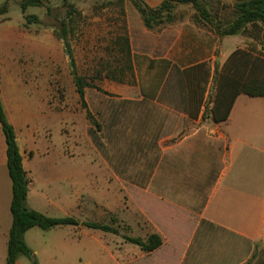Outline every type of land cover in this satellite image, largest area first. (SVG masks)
<instances>
[{
    "label": "crops",
    "instance_id": "1",
    "mask_svg": "<svg viewBox=\"0 0 264 264\" xmlns=\"http://www.w3.org/2000/svg\"><path fill=\"white\" fill-rule=\"evenodd\" d=\"M135 1L155 9L164 0L110 3L126 20L125 33L113 44L125 37L128 45L127 62L113 59L111 65H130V70L121 79L103 77L95 86L96 141L86 132L85 147L73 143L70 132L59 142L42 135L46 117L63 118L71 130L72 111L66 106L30 110L1 98L31 181L26 203L46 215L72 216L73 201L84 191L81 184L73 191V183L92 184L101 196L109 187L110 209L131 236L156 233L161 239L148 252L126 241L110 249L98 229L88 237V229L78 224L88 238L80 264H244L264 251V95L239 91L232 96L228 89L226 116L222 105L219 119L214 110L217 94L225 90L221 73L234 69L248 83L250 69V85L257 86L258 78L262 85L264 45L248 33H218L208 21L196 20L190 3H175L170 18L162 11L157 23L146 26ZM218 1L231 7L249 0ZM237 49L250 60L228 62ZM1 76L4 83L14 79L4 69ZM78 150L80 159L73 156ZM6 174L0 128V264H5L11 224ZM71 230L68 224L46 231L31 227L24 240L38 238L39 246L51 249L76 236ZM38 249L32 251L39 255Z\"/></svg>",
    "mask_w": 264,
    "mask_h": 264
},
{
    "label": "rangeland",
    "instance_id": "2",
    "mask_svg": "<svg viewBox=\"0 0 264 264\" xmlns=\"http://www.w3.org/2000/svg\"><path fill=\"white\" fill-rule=\"evenodd\" d=\"M4 1L0 4V84H3L0 85V100L3 98L6 105L13 107L23 104L30 110L38 108L58 111L66 106L72 111L71 130L63 126V118L46 117L42 135L47 140L55 139L59 142L64 135L68 137L70 132L73 143L85 147L86 132L93 137L92 141H96L100 125L93 108L97 89L95 86L105 77V61L111 67L115 66L111 65L114 53L109 50L114 47L115 36L124 34L126 30L124 14L119 13L117 6L110 4L115 0H43L42 5L28 6L24 12H21L18 0ZM106 2L109 4L106 5ZM235 5L230 7L218 0H196V8L206 16L202 20L218 27L217 30L227 28L239 15ZM215 16L219 20L215 21ZM26 18L29 22H26ZM68 51L76 74L84 76V82L93 85L85 86L86 89L84 87L86 104L92 107L90 112L80 104ZM1 69L14 79L4 83ZM128 72L126 70L122 76H128ZM86 110L90 113V119L86 116ZM81 113L87 120V130L80 124ZM80 152H73V156L80 159ZM6 178L8 180L7 174ZM30 184L31 181L28 186ZM80 184L84 191L82 195L78 192L73 201L71 215L79 221H96L117 228V233L95 230L103 233L107 248H121L120 244L125 241L123 235L133 233L125 229L126 224L119 222L112 213L111 189L108 187L101 196L92 184L84 186L82 183H73V191H79ZM0 197L3 198L2 195ZM79 226L71 225L72 234L76 236L69 241L56 243L51 249L39 246L38 238L27 236L26 244L31 249L41 250L39 255L34 251L37 264H80V258L83 260L87 253L85 241L88 238L85 233H80L81 230L77 229ZM83 227V231L88 229V237L95 236V230ZM32 228L46 231L36 226ZM21 257L19 264H32L26 256ZM246 264H264V251L253 255Z\"/></svg>",
    "mask_w": 264,
    "mask_h": 264
},
{
    "label": "trees",
    "instance_id": "3",
    "mask_svg": "<svg viewBox=\"0 0 264 264\" xmlns=\"http://www.w3.org/2000/svg\"><path fill=\"white\" fill-rule=\"evenodd\" d=\"M175 3H190L192 7L197 10V14L194 11V16L196 20H202L203 12H200L196 8V0H164L157 8L149 9L142 4L135 1L136 7L138 8L142 20L146 26H152V24L158 22V18L162 11H166V18L171 17V10ZM4 3L3 5H5ZM43 4V0H18V5L21 12H24L28 6H40ZM239 15L231 21L229 26L225 29H219L216 27V30L220 34H229L240 31L245 34L248 33L258 40L262 41L264 45V0H249L246 2L237 3ZM36 18V17H34ZM26 22L29 20L26 18ZM110 52L115 51V54L120 52L121 55H114V61L128 60V45L125 37H117L114 41V47L110 48ZM70 57V67L71 74L73 77V82L75 85V90L78 94V98L82 107L86 108V103L84 101V87L93 86L84 82V76L76 74V71L73 66V61L71 54L68 51ZM233 59H241V61L250 60V56L247 53L242 52L240 49L235 50L229 56V61ZM259 63V61H258ZM263 69H264V59H262ZM106 72L104 74L107 78L121 79L122 75L126 70H130V65H115L110 66V63L105 61L104 63ZM253 74L250 72V69L247 72V77L249 81L245 83L243 77L240 79V76L233 71H227L221 73V82L223 80V85L225 90L219 91L216 97L215 106V119H219L218 108L222 105L226 111L224 112L223 118L226 116L227 110L229 108L228 103V92L230 89L234 91L232 96L239 91H244L248 94H261L264 95V74L262 77V85L259 84L260 80L258 78V85L255 86L251 84V76ZM253 81L252 83H254ZM86 116L90 119V113L86 110ZM97 126V125H96ZM0 128L2 130L4 140H5V154H6V167L7 173L10 179L11 184V199L9 204V210L11 213V224L8 230V238L6 245V258L5 264H16L17 258L20 255L26 256L30 259L32 264H37L34 252L26 244L24 240V232L31 227H38L42 230H47L49 228L60 226V225H78L82 224L89 228L99 229L105 232L117 233V228L101 222L96 221H79L74 216H51L46 215L36 209L30 208L26 203V197L28 192V184L30 178L27 175L26 170L22 166L21 154L16 142V135L12 124L7 120L3 105L0 100ZM125 229H128L126 225ZM123 239L126 242L138 245L143 251H151L161 244V239L158 234L150 233L145 238L139 236H131L128 234L123 235ZM248 262V261H247ZM246 262V263H247ZM244 263V264H246Z\"/></svg>",
    "mask_w": 264,
    "mask_h": 264
}]
</instances>
